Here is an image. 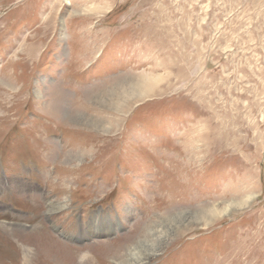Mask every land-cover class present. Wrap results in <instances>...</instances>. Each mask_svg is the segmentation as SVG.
<instances>
[{"label": "rangeland", "instance_id": "374dc122", "mask_svg": "<svg viewBox=\"0 0 264 264\" xmlns=\"http://www.w3.org/2000/svg\"><path fill=\"white\" fill-rule=\"evenodd\" d=\"M141 243L264 264V0H0V264Z\"/></svg>", "mask_w": 264, "mask_h": 264}, {"label": "bare ground", "instance_id": "6f19581e", "mask_svg": "<svg viewBox=\"0 0 264 264\" xmlns=\"http://www.w3.org/2000/svg\"><path fill=\"white\" fill-rule=\"evenodd\" d=\"M149 86L150 87L145 86V90H144L143 95H148L149 93H151V89L153 88V85H149ZM143 95L141 97H143ZM51 207H52L51 208L52 211H57V210H59V209L62 208L60 206H57L56 204H52ZM228 211H229L228 209H222V210H220L219 214H225V213L227 214ZM176 220H178V219H176ZM103 228L106 229L105 226H103ZM82 230H83V234H86V233H89V234L92 233L93 234L96 230H98V228L94 224H92L91 226L89 225V226L84 227ZM102 231L104 232V230H102ZM92 234H90V235H92ZM133 247L134 248H133V253H132V258H131L130 264H145L148 261H150L152 259V257L155 256V255H151L150 253H148V250H147L148 249V245L147 244H142L141 243V244H138V245L133 246ZM27 259L28 258H26V260L23 261L24 264H27L28 263L27 262ZM122 264H125V263H122Z\"/></svg>", "mask_w": 264, "mask_h": 264}]
</instances>
